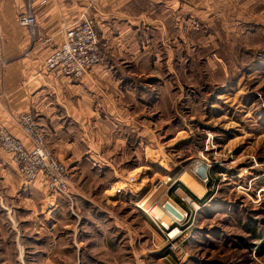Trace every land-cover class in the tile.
Returning a JSON list of instances; mask_svg holds the SVG:
<instances>
[{
  "label": "rangeland",
  "instance_id": "374dc122",
  "mask_svg": "<svg viewBox=\"0 0 264 264\" xmlns=\"http://www.w3.org/2000/svg\"><path fill=\"white\" fill-rule=\"evenodd\" d=\"M151 1L128 12L159 25L149 43L142 36L136 84L167 87L160 104L139 107L151 133L142 157L116 173L85 165L77 176L55 154L71 200H54L47 185L24 193L1 182L0 264H264V0H166L168 10ZM89 12L80 19L93 23ZM155 207L165 223L150 217Z\"/></svg>",
  "mask_w": 264,
  "mask_h": 264
},
{
  "label": "crops",
  "instance_id": "0c3cea01",
  "mask_svg": "<svg viewBox=\"0 0 264 264\" xmlns=\"http://www.w3.org/2000/svg\"><path fill=\"white\" fill-rule=\"evenodd\" d=\"M139 1L0 0V125L32 148L17 126L16 115L33 114L48 146L77 176L89 164L116 173L124 170L120 164L129 159L136 163L143 155L142 138L151 134L144 133V112L139 107L160 104L166 87L161 85L160 90L158 83L150 92L135 81L134 68L146 51L142 36L149 43V33L159 30V25L128 15ZM169 2L153 0L150 5L168 10ZM29 4L36 20L33 30L20 24ZM85 10L93 15L104 61L79 78H68L60 70L48 71L46 59L60 48L64 28L76 24ZM165 50L168 60L169 50ZM155 57L154 66L160 61ZM0 171L4 175L0 183L18 184L17 191L44 192L46 188L40 177L24 190L18 168L1 149Z\"/></svg>",
  "mask_w": 264,
  "mask_h": 264
},
{
  "label": "built area",
  "instance_id": "2783aa9c",
  "mask_svg": "<svg viewBox=\"0 0 264 264\" xmlns=\"http://www.w3.org/2000/svg\"><path fill=\"white\" fill-rule=\"evenodd\" d=\"M20 24L34 29L36 20L31 4L21 16ZM102 58L103 50L96 29L90 18L83 15L76 24L64 28L63 42L60 48L48 56L45 68L48 71L60 70L68 78H79L88 74ZM18 123L31 140L32 148H26L21 140L1 125L0 144L19 166L23 180L33 183L43 177L49 192L54 195V200L58 197L71 200L69 171L48 146L46 135L35 117L32 114H24L20 116ZM134 183L135 179L131 178L127 184L117 189L118 193Z\"/></svg>",
  "mask_w": 264,
  "mask_h": 264
},
{
  "label": "water",
  "instance_id": "95a60500",
  "mask_svg": "<svg viewBox=\"0 0 264 264\" xmlns=\"http://www.w3.org/2000/svg\"><path fill=\"white\" fill-rule=\"evenodd\" d=\"M196 174L201 178V179H205L207 177V168L204 165H201L200 167H198L196 169ZM165 208L174 216H176L177 218H181L182 215L170 204V203H166L165 204Z\"/></svg>",
  "mask_w": 264,
  "mask_h": 264
},
{
  "label": "trees",
  "instance_id": "16d2710c",
  "mask_svg": "<svg viewBox=\"0 0 264 264\" xmlns=\"http://www.w3.org/2000/svg\"><path fill=\"white\" fill-rule=\"evenodd\" d=\"M246 229L253 234L254 239L260 240L262 238L260 234H258L256 226L254 227L253 225L250 224L249 227L246 226ZM240 241L244 243L243 245L247 246L245 240L241 238ZM262 251H263L262 253H264V243L262 244Z\"/></svg>",
  "mask_w": 264,
  "mask_h": 264
},
{
  "label": "bare ground",
  "instance_id": "6f19581e",
  "mask_svg": "<svg viewBox=\"0 0 264 264\" xmlns=\"http://www.w3.org/2000/svg\"><path fill=\"white\" fill-rule=\"evenodd\" d=\"M144 209V208H143ZM150 217L154 220H163V214L161 213V211L157 210L156 207L151 211L150 213ZM163 222L165 223V221L163 220ZM166 225V224H165Z\"/></svg>",
  "mask_w": 264,
  "mask_h": 264
}]
</instances>
